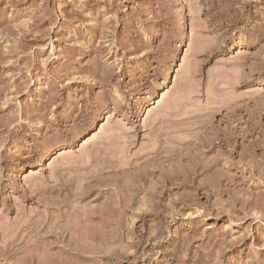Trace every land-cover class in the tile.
Segmentation results:
<instances>
[{
    "label": "rangeland",
    "instance_id": "rangeland-1",
    "mask_svg": "<svg viewBox=\"0 0 264 264\" xmlns=\"http://www.w3.org/2000/svg\"><path fill=\"white\" fill-rule=\"evenodd\" d=\"M0 264H264V0H0Z\"/></svg>",
    "mask_w": 264,
    "mask_h": 264
},
{
    "label": "bare ground",
    "instance_id": "bare-ground-1",
    "mask_svg": "<svg viewBox=\"0 0 264 264\" xmlns=\"http://www.w3.org/2000/svg\"><path fill=\"white\" fill-rule=\"evenodd\" d=\"M184 18H183V16L181 15V18H180V23H179V25H180V29H181V31H182V29L184 28ZM164 98V95H162V99ZM161 103V101H159V102H157V105L158 104H160ZM154 103H153V107H152V109L150 108L149 109V111H148V114H150L151 113V111L154 109Z\"/></svg>",
    "mask_w": 264,
    "mask_h": 264
}]
</instances>
